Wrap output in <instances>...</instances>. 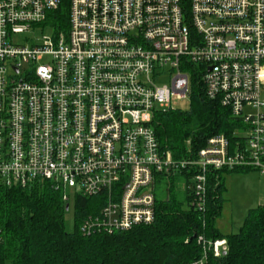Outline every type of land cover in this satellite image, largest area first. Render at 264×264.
<instances>
[{
    "label": "built area",
    "instance_id": "built-area-1",
    "mask_svg": "<svg viewBox=\"0 0 264 264\" xmlns=\"http://www.w3.org/2000/svg\"><path fill=\"white\" fill-rule=\"evenodd\" d=\"M61 9L53 40L13 42ZM196 85L244 127L233 145L218 135L175 159L152 124ZM263 85L264 0H0V182H49L69 210L73 196L100 197L87 236L152 225L159 177L184 178L205 213L210 171L264 176ZM198 243L193 264L228 250Z\"/></svg>",
    "mask_w": 264,
    "mask_h": 264
},
{
    "label": "trees",
    "instance_id": "trees-1",
    "mask_svg": "<svg viewBox=\"0 0 264 264\" xmlns=\"http://www.w3.org/2000/svg\"><path fill=\"white\" fill-rule=\"evenodd\" d=\"M64 11L49 15L52 26L66 28ZM152 126L161 149L175 159L187 157L189 148L199 151L218 135H225L233 145L239 138L235 132L244 127L227 108L206 99L198 85L190 111L158 112ZM187 141H191L190 147ZM235 172L250 170L210 171L205 213L190 206L188 190L185 207L176 193V180L171 179L166 198L156 199L152 225L89 236L81 232V224L88 215L100 212L104 203L100 197L74 198L75 229L69 231L67 203L49 182L26 187H7L0 182V264H193L204 254L199 237L228 242L226 253L221 257L210 253L206 264H264V206L249 210L238 233L223 234L216 226L227 190L225 175Z\"/></svg>",
    "mask_w": 264,
    "mask_h": 264
},
{
    "label": "rangeland",
    "instance_id": "rangeland-1",
    "mask_svg": "<svg viewBox=\"0 0 264 264\" xmlns=\"http://www.w3.org/2000/svg\"><path fill=\"white\" fill-rule=\"evenodd\" d=\"M56 35V28L52 25H44L31 29L30 31L15 35L13 42L18 45H42L45 39L53 40ZM262 97L264 99V85L262 87ZM172 108L179 111H190L192 108V99L184 100L173 99ZM175 190L177 195L185 203L186 186L184 178H175ZM172 180H158L155 188L157 199L166 198L168 184ZM226 191L223 194L222 215L218 218L216 226L223 232L238 233L247 217L249 210L264 205V176L258 171L235 172L225 175ZM174 192V189H173ZM187 207L186 203L184 204ZM67 229H75V208L74 196L71 201V209L66 214Z\"/></svg>",
    "mask_w": 264,
    "mask_h": 264
},
{
    "label": "crops",
    "instance_id": "crops-1",
    "mask_svg": "<svg viewBox=\"0 0 264 264\" xmlns=\"http://www.w3.org/2000/svg\"><path fill=\"white\" fill-rule=\"evenodd\" d=\"M261 206H264V205H261ZM218 228V227H217ZM219 229V228H218ZM223 234H235V233H227V232H223L221 229H219Z\"/></svg>",
    "mask_w": 264,
    "mask_h": 264
},
{
    "label": "water",
    "instance_id": "water-1",
    "mask_svg": "<svg viewBox=\"0 0 264 264\" xmlns=\"http://www.w3.org/2000/svg\"><path fill=\"white\" fill-rule=\"evenodd\" d=\"M66 211H69V205L66 206Z\"/></svg>",
    "mask_w": 264,
    "mask_h": 264
}]
</instances>
